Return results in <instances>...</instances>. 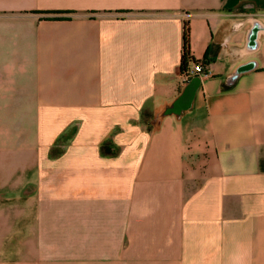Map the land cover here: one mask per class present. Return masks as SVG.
<instances>
[{
    "label": "crops",
    "instance_id": "0c3cea01",
    "mask_svg": "<svg viewBox=\"0 0 264 264\" xmlns=\"http://www.w3.org/2000/svg\"><path fill=\"white\" fill-rule=\"evenodd\" d=\"M42 194L122 203L145 264H264V0H0V264H50Z\"/></svg>",
    "mask_w": 264,
    "mask_h": 264
},
{
    "label": "rangeland",
    "instance_id": "374dc122",
    "mask_svg": "<svg viewBox=\"0 0 264 264\" xmlns=\"http://www.w3.org/2000/svg\"><path fill=\"white\" fill-rule=\"evenodd\" d=\"M42 194L44 261L50 264H145L150 251L139 249L138 237L124 242L122 203L110 199L89 203ZM143 259L141 263L138 261ZM165 264V261L149 262Z\"/></svg>",
    "mask_w": 264,
    "mask_h": 264
},
{
    "label": "trees",
    "instance_id": "16d2710c",
    "mask_svg": "<svg viewBox=\"0 0 264 264\" xmlns=\"http://www.w3.org/2000/svg\"><path fill=\"white\" fill-rule=\"evenodd\" d=\"M186 61H192L193 64L198 62L190 56V48H189V26L188 22H184L183 32H182V67L184 66ZM184 72V71H183Z\"/></svg>",
    "mask_w": 264,
    "mask_h": 264
},
{
    "label": "built area",
    "instance_id": "2783aa9c",
    "mask_svg": "<svg viewBox=\"0 0 264 264\" xmlns=\"http://www.w3.org/2000/svg\"><path fill=\"white\" fill-rule=\"evenodd\" d=\"M192 71L195 73H203V67L201 62H196L193 64ZM190 76V73L187 71L182 72V81H186Z\"/></svg>",
    "mask_w": 264,
    "mask_h": 264
}]
</instances>
